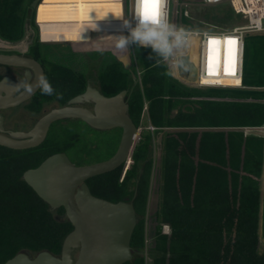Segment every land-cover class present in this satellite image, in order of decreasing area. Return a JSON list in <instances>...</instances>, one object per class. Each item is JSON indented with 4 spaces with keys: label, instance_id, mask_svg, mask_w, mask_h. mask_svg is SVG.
I'll list each match as a JSON object with an SVG mask.
<instances>
[{
    "label": "trees",
    "instance_id": "16d2710c",
    "mask_svg": "<svg viewBox=\"0 0 264 264\" xmlns=\"http://www.w3.org/2000/svg\"><path fill=\"white\" fill-rule=\"evenodd\" d=\"M32 1L0 0V40L18 43L26 36L28 26L33 30L26 53L43 66L44 74L61 94L60 98L46 96L38 89L26 108L39 113L44 105L62 106L81 94L86 78H92L60 64L50 68L43 64L35 12L36 22L45 34L54 32L57 26L59 30L63 24L65 29L57 33L81 36L80 29L85 27L69 25V0H41L35 11L30 8ZM234 16L228 5L221 13L204 14L202 19L221 26ZM104 20L102 12L95 16V23ZM150 53V48L136 52L142 67L139 83L120 70L110 77L101 75L99 84L105 96L127 90V114L137 128L146 103L155 130L141 133L131 155L132 163L122 178V167H118L86 181L95 197L113 203L131 201L136 216L130 239L133 257L125 264H143L151 142L164 128L168 130L161 141L160 202L154 219L168 225L170 233L158 235L155 228L157 240L149 251L151 264H264V252L258 249L259 230L264 241V137L246 136L232 129L264 125V33L244 38L241 88L189 85L168 75L170 68L162 60L157 63L155 57L149 59ZM96 56L102 57L103 53ZM108 59L99 60L101 71L113 64L114 58ZM57 123L62 124L53 123L35 148L12 150L0 146V264L20 252L31 257L41 251L59 256L63 239L72 230L63 208L51 210L25 184L24 171L59 152L78 166L106 159L93 157L97 147L89 136L108 131L70 121L54 132ZM66 132L68 136L63 138Z\"/></svg>",
    "mask_w": 264,
    "mask_h": 264
},
{
    "label": "water",
    "instance_id": "95a60500",
    "mask_svg": "<svg viewBox=\"0 0 264 264\" xmlns=\"http://www.w3.org/2000/svg\"><path fill=\"white\" fill-rule=\"evenodd\" d=\"M38 0L30 3L35 10ZM184 61L188 71L176 70L178 79L195 83L196 67L187 54ZM1 67L24 68L26 77L32 74L30 83H35L37 74L43 73L38 61L16 54L0 53ZM8 79L0 80V110L14 107L35 94L21 92L13 95ZM7 85V87H6ZM126 90L105 96L87 85L84 92L68 101L77 105L92 103V110L78 106L53 108L42 115L28 132L3 134L0 126V146L12 150H26L39 146L50 126L64 119H78L88 127L105 131L118 128L120 138L117 148L108 159L76 166L64 153H54L37 167L23 172L22 179L51 210L63 208L72 230L62 242L59 256L41 251L34 257L24 252L17 253L3 264H125L132 260L130 239L136 225L133 206L127 201L116 203L93 196L85 181L111 172L118 167L128 169L131 155L139 140L141 129L137 128L127 114ZM1 124V118H0ZM78 249L77 256L73 252Z\"/></svg>",
    "mask_w": 264,
    "mask_h": 264
},
{
    "label": "rangeland",
    "instance_id": "374dc122",
    "mask_svg": "<svg viewBox=\"0 0 264 264\" xmlns=\"http://www.w3.org/2000/svg\"><path fill=\"white\" fill-rule=\"evenodd\" d=\"M69 6L67 7L68 21L69 25L77 26L80 23V18H82V25L86 27H91L96 24V27H115L118 25V22L115 16H120L119 7L116 3L107 1V0H69ZM181 0H170V11H176L178 13ZM175 7V9H174ZM228 7V3L220 4L217 6H203L199 0H192V2L188 5L187 8L183 9V11L187 10L188 18L184 17L182 20L183 25H187V28L191 27L193 29H200L208 27V25L218 26L217 24H212L206 20L202 19L204 14L212 15L214 13H221L223 9ZM36 10V9H35ZM105 14V20L102 23H95V16L98 13ZM107 18V19H106ZM178 16L176 15V21ZM245 23V20L241 16H234L232 20L224 25L219 24L220 28H230L235 25H242ZM179 24V20L177 21V25ZM63 25V24H62ZM60 26L58 30V26L54 30V32L50 33H42L40 30V38L42 41H54L59 43H39L42 44L39 46V53L41 54V59L43 60V64L50 68L53 64H60L64 66V68L71 69L75 72H79L80 74L91 77L93 79V83L98 86L99 78L101 75L113 76V73L116 72H127L130 79L139 83V75L142 71V67L139 62L136 60V52L137 46L131 45L127 50H121L116 47V39L115 36L117 34L112 32L110 34L106 31H93L96 32L92 34L85 33L87 38L82 36H62L58 31H62L65 29V26ZM27 33L26 36L19 41L18 43L10 44L0 40V53H13V54H25L27 52V47L29 45V39L32 38L33 30L26 28ZM119 33V32H118ZM58 34V35H57ZM194 45L191 48V55L194 61L197 58V44L198 39H193ZM112 50V54H111ZM184 52L189 53V44L184 49ZM97 53H103L105 59L110 57L114 58L113 64H109L102 71L99 69V60L102 58L101 56H96ZM95 54V55H94ZM92 55V56H91ZM94 55V56H93ZM108 59V60H109ZM117 61V62H116ZM119 62V63H118ZM133 71L135 73H133ZM175 73L174 69H171ZM0 73H3V69L0 68ZM122 73V72H121ZM92 75V76H91ZM172 76L176 77V73ZM177 78V77H176ZM146 103L144 104V112L146 111ZM51 104L44 105L39 113H33L30 116L26 113L23 108L16 109L14 111L5 112V115L9 116L8 123H12V126H17L16 129H27L46 112L51 109ZM64 124H55L53 126L54 132H59V126ZM152 126L149 123L147 125L143 123V119L140 124L141 133L144 131H148V127ZM78 127V126H77ZM153 127V126H152ZM75 129H77L75 127ZM234 130L242 131L244 135H253V136H262V134L255 132L254 130H250V127H236L232 128ZM168 128H164L159 134L152 137L151 142V152H152V169H151V177H150V186L148 193V200L146 206V213L144 216V248L141 252V256L143 257V264H151V260L149 257V251L152 248L154 242L157 240V236H154L155 228L158 231V235H169L170 227L163 223H156L154 219V215L158 209V205L160 202V196L158 194V185H159V171L163 162V148L161 145L162 138ZM121 131L119 129H112L105 134H100L99 136H95V134L91 133L89 136L90 140L93 142V145L97 147L96 153L93 154L94 158H107L115 152L117 147ZM68 132L62 134V137L65 138L68 135ZM139 136V138H140ZM88 138V137H87ZM130 167V165H129ZM127 168L122 169L121 178L123 177ZM263 180H261V190L264 191ZM166 226L167 229H164ZM165 231L166 233L164 234ZM259 252H264V241L261 238V233L259 230V243H258Z\"/></svg>",
    "mask_w": 264,
    "mask_h": 264
},
{
    "label": "built area",
    "instance_id": "2783aa9c",
    "mask_svg": "<svg viewBox=\"0 0 264 264\" xmlns=\"http://www.w3.org/2000/svg\"><path fill=\"white\" fill-rule=\"evenodd\" d=\"M41 0H38L37 5ZM114 2L118 5L120 16L124 18H130L135 13V0H107ZM203 6H216L223 3H228L233 13L236 16H241L244 18L245 23L242 25H235L230 28H220L214 25H208V27L193 29L191 27L187 28V25L182 24L184 17H189L187 10L188 5L192 0H181L178 5L179 11H170V0L167 8L165 9L167 13V18L170 22L181 26L188 30L189 41L190 39H198L197 42V58L194 63L196 67V81L195 83H187L198 88H228L235 89L241 88V78H242V64H243V53H244V38L247 34H259L264 33V0H199ZM36 5V7H37ZM36 9V8H35ZM175 9V7H174ZM35 11V10H34ZM176 15L178 20L176 21ZM117 22L120 25L121 31L117 34L128 35L127 29L122 26V20L118 19ZM34 23L37 27L38 41L40 43H59L54 41H42L40 38V26L36 22V12L34 14ZM96 32H92L95 34ZM113 34L112 32H108ZM233 41L229 43V41ZM216 43L217 47V65L214 73L208 71V66H214L213 63L209 64L208 57L213 52L212 44ZM188 54V52H184ZM190 58V57H189ZM164 62V61H163ZM169 68L174 69L170 66L168 62H164ZM175 70V69H174ZM176 73V70H175ZM177 77V75H176ZM178 78V77H177ZM181 80V79H180ZM227 80L232 82L239 81L238 84H223L220 81ZM183 81V80H182ZM264 103V100L262 101ZM148 130L153 132L154 127L149 126ZM250 130H254L262 134L264 137V125L250 127ZM164 229H167L166 226ZM164 234L166 233L163 231Z\"/></svg>",
    "mask_w": 264,
    "mask_h": 264
},
{
    "label": "clouds",
    "instance_id": "9594fccd",
    "mask_svg": "<svg viewBox=\"0 0 264 264\" xmlns=\"http://www.w3.org/2000/svg\"><path fill=\"white\" fill-rule=\"evenodd\" d=\"M168 3L169 0H135V13L131 19L115 16L114 18L122 20V26L128 31L127 36H115L116 47L121 50H127L131 45H136L137 50L150 48L149 59L155 57L157 63L162 60L177 71L181 68L188 71V64L184 61V49L189 44V32L167 18L165 9ZM174 74L172 71L168 72V75ZM34 87L42 95L61 97L43 73L37 74L34 84L22 80L12 85L17 93L23 91L30 94Z\"/></svg>",
    "mask_w": 264,
    "mask_h": 264
},
{
    "label": "flooded vegetation",
    "instance_id": "af4514ba",
    "mask_svg": "<svg viewBox=\"0 0 264 264\" xmlns=\"http://www.w3.org/2000/svg\"><path fill=\"white\" fill-rule=\"evenodd\" d=\"M8 54H13V53H8ZM16 55H19V56H24V57H27V58H31L29 55H27V53H25V54H16ZM31 59H33V58H31ZM35 60V59H34ZM40 64V63H39ZM41 65V64H40ZM42 66V65H41ZM0 68L1 69H3V73H0V75H1V77H0V80H2L3 78H6V79H8L9 80V82L7 83V85H9L10 83L12 84V85H14V84H16V83H18L19 81H22V80H25V81H27V82H31V80H32V74H30L29 73V77L27 78L26 77V72H27V70L26 69H24V68H14V67H1L0 66ZM42 68H43V66H42ZM44 71H45V69L43 68V74H44ZM7 85H6V87H7ZM12 85H10L11 87H12ZM87 85H89V86H91V87H93V88H95V89H97L101 94H102V92H101V87H100V84L98 85V86H96L94 83H93V79H88V78H86V86ZM86 86H85V88H86ZM85 90V89H84ZM126 90V89H125ZM38 91V90H37ZM127 91V90H126ZM84 92V91H83ZM82 92V93H83ZM0 94L1 95H3V92H0ZM18 93L17 92H15L14 90H13V95H17ZM35 94H33L28 100H26V101H24V102H22V103H20V104H18V105H16V106H14V107H11V108H7V109H4V110H0V118H1V124H0V126H1V128H2V130H3V134H5V135H8L7 133L8 132H28L32 127H33V125L32 126H30L29 128H27V129H16V128H18L16 125L15 126H12V123H8V120H9V116H7V115H5V112H8V111H14V110H16V109H19V108H23L25 111H26V113L30 116L31 114H33V112L32 111H30V110H28L27 108H26V106L28 105V103H30L31 102V100H32V98H33V96H34ZM79 95V94H78ZM77 96V95H76ZM127 96V95H126ZM126 96H125V100H126ZM75 97V96H74ZM73 97V98H74ZM72 99V98H71ZM70 99V100H71ZM69 101V100H68ZM68 101L64 104V105H62V106H57V105H55V104H51V109H53V108H60V107H65V106H78V107H83V108H86V109H88V110H92V103H82V104H77V105H72V104H68ZM50 109V110H51ZM47 113V112H46ZM45 114V113H44ZM43 114V115H44ZM70 121H77V122H80V123H83L82 121H80V120H78V119H64V120H61V122H62V124H64V123H67V122H70ZM56 123V122H55ZM84 124V123H83ZM86 125V124H85ZM87 126V125H86ZM115 129H118V128H115ZM112 130V129H111ZM120 130V129H119ZM105 131H109V130H105ZM48 133V132H47ZM118 145V144H117ZM117 148V147H116ZM116 150V149H115ZM59 153H63V152H59ZM65 154V153H64ZM66 155V154H65ZM113 155V154H112ZM112 155H110V156H112ZM67 156V155H66ZM109 156V157H110ZM109 157H107L106 159H108ZM67 158H68V156H67ZM69 159V158H68ZM106 159H104V160H106ZM69 161H70V159H69ZM103 161V160H102ZM71 162V161H70ZM72 163V162H71ZM72 164H74V163H72ZM74 165H76V164H74ZM76 166H78V165H76ZM80 166H82V165H80ZM85 184H86V181H85ZM87 185V184H86ZM59 208H61V207H59ZM57 209V208H56ZM64 211V210H63ZM64 217L66 218V216H65V214H64ZM67 219V218H66ZM77 252H78V249L77 250H75L74 252H73V258H75L76 256H77Z\"/></svg>",
    "mask_w": 264,
    "mask_h": 264
},
{
    "label": "crops",
    "instance_id": "0c3cea01",
    "mask_svg": "<svg viewBox=\"0 0 264 264\" xmlns=\"http://www.w3.org/2000/svg\"><path fill=\"white\" fill-rule=\"evenodd\" d=\"M107 19V18H106ZM80 23L79 24H77V26H79V27H85V28H81L80 29V31H81V36L82 37H85V38H87V36H86V34L88 33H90V32H93L94 30L95 31H106V32H115V33H118V32H120L121 31V29H120V25H119V23H118V25H116L115 27H113V26H111V27H94V26H91V27H86V26H84V25H82V18H80ZM95 28V29H94ZM86 33V34H85ZM80 37V36H79ZM142 119H143V123H145L146 125H147V123H149V119H148V116H147V113H146V111L143 113V115H142ZM142 119H141V121H142Z\"/></svg>",
    "mask_w": 264,
    "mask_h": 264
},
{
    "label": "bare ground",
    "instance_id": "6f19581e",
    "mask_svg": "<svg viewBox=\"0 0 264 264\" xmlns=\"http://www.w3.org/2000/svg\"><path fill=\"white\" fill-rule=\"evenodd\" d=\"M216 41H215V43H213L212 44V50H213V52L209 55V57H208V62H209V64H211V63H213L214 64V66L213 65H211V67L212 68H210V66H208V71L209 72H212V73H214V71H215V68H216V65H217V59H218V56H217V47H216ZM194 45V42H193V39H190V41H189V57H190V60L193 62V63H195L196 62V60L194 61V59L192 58V55H191V48H192V46ZM196 45V47H197V44H195ZM176 75H177V73H176ZM221 83H223V84H231V85H234V84H238L237 82H232V81H227V80H223V81H220Z\"/></svg>",
    "mask_w": 264,
    "mask_h": 264
},
{
    "label": "snow or ice",
    "instance_id": "6c2138e0",
    "mask_svg": "<svg viewBox=\"0 0 264 264\" xmlns=\"http://www.w3.org/2000/svg\"><path fill=\"white\" fill-rule=\"evenodd\" d=\"M232 42H233V41H231V40L229 41V43H232ZM237 83H239V81H237Z\"/></svg>",
    "mask_w": 264,
    "mask_h": 264
}]
</instances>
